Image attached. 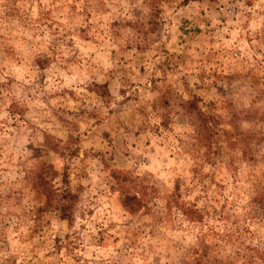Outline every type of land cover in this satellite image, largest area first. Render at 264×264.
Instances as JSON below:
<instances>
[{
    "label": "rangeland",
    "instance_id": "rangeland-1",
    "mask_svg": "<svg viewBox=\"0 0 264 264\" xmlns=\"http://www.w3.org/2000/svg\"><path fill=\"white\" fill-rule=\"evenodd\" d=\"M0 196V264H264V0H0Z\"/></svg>",
    "mask_w": 264,
    "mask_h": 264
},
{
    "label": "trees",
    "instance_id": "trees-1",
    "mask_svg": "<svg viewBox=\"0 0 264 264\" xmlns=\"http://www.w3.org/2000/svg\"><path fill=\"white\" fill-rule=\"evenodd\" d=\"M195 99V101H194ZM199 98L195 97L193 100L188 101V107L191 109L195 115L201 119L205 116V112L201 110L197 105L196 101ZM209 140L212 141V135L209 133ZM115 177V186L119 192L121 198V204L130 212L134 211L138 206H143L144 209L149 208L148 202L154 196V188L148 186L142 177H138L131 174H124L122 177ZM132 191V192H131ZM43 193L47 199H51L54 204V209L57 211L58 215L62 219L69 220L71 217V209L74 202L75 195L72 194L66 187L60 188L57 193L53 192L51 186H45L43 188ZM0 196V201H1ZM181 211L184 216L189 220H199L201 216L195 206L187 205ZM264 252V249L263 251ZM264 257V256H263Z\"/></svg>",
    "mask_w": 264,
    "mask_h": 264
}]
</instances>
